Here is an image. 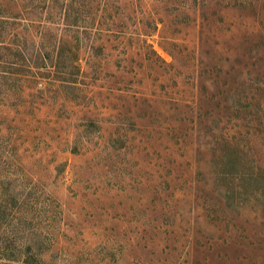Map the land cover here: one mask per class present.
Masks as SVG:
<instances>
[{"label": "rangeland", "instance_id": "1", "mask_svg": "<svg viewBox=\"0 0 264 264\" xmlns=\"http://www.w3.org/2000/svg\"><path fill=\"white\" fill-rule=\"evenodd\" d=\"M0 264H264V0H0Z\"/></svg>", "mask_w": 264, "mask_h": 264}, {"label": "trees", "instance_id": "2", "mask_svg": "<svg viewBox=\"0 0 264 264\" xmlns=\"http://www.w3.org/2000/svg\"><path fill=\"white\" fill-rule=\"evenodd\" d=\"M27 262V260L26 259H24V263H26Z\"/></svg>", "mask_w": 264, "mask_h": 264}]
</instances>
